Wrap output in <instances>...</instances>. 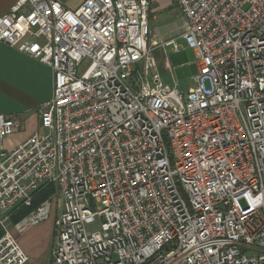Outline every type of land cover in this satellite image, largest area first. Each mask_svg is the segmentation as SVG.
<instances>
[{
  "label": "built area",
  "instance_id": "built-area-1",
  "mask_svg": "<svg viewBox=\"0 0 264 264\" xmlns=\"http://www.w3.org/2000/svg\"><path fill=\"white\" fill-rule=\"evenodd\" d=\"M64 1L0 17V44L53 76L40 131L8 152L21 120L0 114V264L28 262L10 215L47 187L13 227L55 200L50 264H264V0H175L163 35L149 0ZM179 39L196 59L187 92L153 55Z\"/></svg>",
  "mask_w": 264,
  "mask_h": 264
},
{
  "label": "crops",
  "instance_id": "crops-1",
  "mask_svg": "<svg viewBox=\"0 0 264 264\" xmlns=\"http://www.w3.org/2000/svg\"><path fill=\"white\" fill-rule=\"evenodd\" d=\"M18 0H0V17L7 14ZM84 0H65L69 9L77 8ZM151 3L149 22L160 21V16L174 6V0H149ZM153 21V22H151ZM150 27L155 29L156 27ZM163 24V23H162ZM164 40H167L165 37ZM194 70H192L193 73ZM53 76L51 70L0 44V114L16 115L21 128L5 137L2 149L13 150L39 129V107L51 101ZM53 195V194H52ZM51 195V196H52ZM56 216L55 200L50 207L48 219L18 232L9 223V233L28 258L26 264H50L49 249L53 241V223Z\"/></svg>",
  "mask_w": 264,
  "mask_h": 264
},
{
  "label": "rangeland",
  "instance_id": "rangeland-1",
  "mask_svg": "<svg viewBox=\"0 0 264 264\" xmlns=\"http://www.w3.org/2000/svg\"><path fill=\"white\" fill-rule=\"evenodd\" d=\"M179 19H180V14L177 8L175 7V0H174L173 9H171L170 12L169 11L164 12L160 16L159 22H155L153 24L149 22V24H152L151 26L156 27L155 29L158 31V33L160 35H163L166 29H168L169 31H173L175 25L179 26L180 25ZM177 44L180 47V50L178 52H172L171 48H167L165 50V55H164L161 51L156 49L153 52V55L159 61L160 64L159 69L164 82L169 86H172L173 81H176L178 89H180L183 92H187L188 89L194 87V83L191 79L192 68L190 66H192L196 61L195 54L193 49L189 48L183 40L179 39L177 41ZM164 58H168L169 66L172 69L171 74H169L163 68ZM98 227H99V223L96 222L90 225L88 228L90 230H97Z\"/></svg>",
  "mask_w": 264,
  "mask_h": 264
},
{
  "label": "trees",
  "instance_id": "trees-1",
  "mask_svg": "<svg viewBox=\"0 0 264 264\" xmlns=\"http://www.w3.org/2000/svg\"><path fill=\"white\" fill-rule=\"evenodd\" d=\"M54 193V189L52 187H47L46 189L41 190L37 193L35 196L34 204L31 208H22L17 211H14L10 215V223L12 225L19 222L22 218H24L32 209L37 207L40 203L45 201L47 198H49ZM3 235V231L0 230V237Z\"/></svg>",
  "mask_w": 264,
  "mask_h": 264
},
{
  "label": "water",
  "instance_id": "water-1",
  "mask_svg": "<svg viewBox=\"0 0 264 264\" xmlns=\"http://www.w3.org/2000/svg\"><path fill=\"white\" fill-rule=\"evenodd\" d=\"M191 68H192V70H193V66H190Z\"/></svg>",
  "mask_w": 264,
  "mask_h": 264
}]
</instances>
